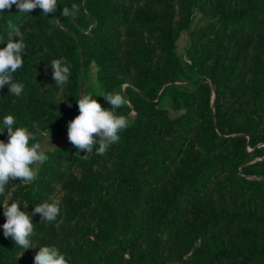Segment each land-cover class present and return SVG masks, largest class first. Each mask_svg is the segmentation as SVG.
Listing matches in <instances>:
<instances>
[{
  "label": "trees",
  "instance_id": "1",
  "mask_svg": "<svg viewBox=\"0 0 264 264\" xmlns=\"http://www.w3.org/2000/svg\"><path fill=\"white\" fill-rule=\"evenodd\" d=\"M73 4L80 12L63 17ZM196 12L206 22L192 26ZM9 21L24 32L13 78L25 88L20 97L0 88V124L14 116L36 135L30 143L42 130L67 135L94 61L95 99L111 110L100 95L125 85L114 111L129 126L104 155L61 146L32 183L10 182L0 205L21 203L35 248L17 257L0 206V264H33L45 245L69 264H264V0H58L49 16L13 5L0 12V49ZM182 30L186 64L176 52ZM59 58L71 75L58 104L50 61ZM53 198L56 221L33 215Z\"/></svg>",
  "mask_w": 264,
  "mask_h": 264
},
{
  "label": "clouds",
  "instance_id": "2",
  "mask_svg": "<svg viewBox=\"0 0 264 264\" xmlns=\"http://www.w3.org/2000/svg\"><path fill=\"white\" fill-rule=\"evenodd\" d=\"M13 5L19 13L27 15L39 8L41 13L49 16L56 13L58 0H0V12L11 9ZM79 12L80 7L73 4L71 9L63 7L61 14L63 17H75ZM6 34V46L0 49V88L7 86L8 93L20 97L25 86L21 82L14 81L13 74L24 65L22 58L26 50L24 32L21 31V26L9 21ZM0 39L4 40V37L0 35ZM50 67L52 79L58 89L59 104L66 99L63 91L71 75L70 66L64 58H59L50 61ZM100 96L111 106V110L109 107L103 108L93 96L81 95L76 100L79 114L68 123V140L79 152L85 153L82 156L84 159H88L94 149L98 156L106 154L111 145L120 141L119 133L129 126L128 119L123 115H117L114 111L126 104L125 97L119 92ZM16 123L14 116L6 115L0 124V132L7 130L8 135L6 143L0 141V196L6 193L13 180H18L23 185L32 183L38 175L36 166L43 165L48 159L40 143H30L36 140L34 132L27 127H14ZM49 136L48 129V134H45L47 144L54 147L49 143ZM23 205L26 206L27 203ZM60 205L59 198H53L50 202L43 201L33 208V215L39 214L41 220L54 222L60 215ZM0 206L3 207V214L6 217L2 226L3 235L5 238L10 237L21 249L17 257L22 255L23 250L35 248L32 241L34 224L30 215L21 211V203L15 201ZM38 249L33 264H69V260L55 246L45 245Z\"/></svg>",
  "mask_w": 264,
  "mask_h": 264
},
{
  "label": "rangeland",
  "instance_id": "3",
  "mask_svg": "<svg viewBox=\"0 0 264 264\" xmlns=\"http://www.w3.org/2000/svg\"><path fill=\"white\" fill-rule=\"evenodd\" d=\"M199 22L200 23L206 22V18H201L199 13L196 12L192 17V26H194L196 23H199ZM187 44H188V31L182 30L176 40V52L179 55L181 62L183 64H186L189 62L187 58V54H186ZM96 72H97V65L94 61H92L89 66V70L81 78V85H80L81 95H91L95 99L102 92L103 87L96 78ZM124 88H125V85H121L115 91V93L119 92L125 97ZM167 108H168V112L170 116L177 115L180 112L179 110H175L171 104H168ZM45 134H48V133L45 130H42L41 139L39 142L42 145V149L45 152L51 151L61 146H66V147L72 146V144L68 140L67 135L60 136V137H54L50 135L49 143L52 146H54V147H50L47 144ZM36 167L39 169L40 165H37Z\"/></svg>",
  "mask_w": 264,
  "mask_h": 264
}]
</instances>
